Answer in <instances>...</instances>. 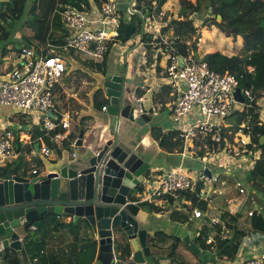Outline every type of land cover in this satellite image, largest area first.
<instances>
[{"label": "built area", "instance_id": "1", "mask_svg": "<svg viewBox=\"0 0 264 264\" xmlns=\"http://www.w3.org/2000/svg\"><path fill=\"white\" fill-rule=\"evenodd\" d=\"M133 2L134 0L125 10H121L117 0H106L99 8L95 7L93 0H88V8L83 4L81 8L67 5L59 11L60 21L68 32L63 48H72L79 59L94 62L104 58L109 45L121 41L118 38L124 18L126 21L134 14L144 18L143 35L141 36L140 29H136L131 35L137 37L135 42L144 46L136 69L139 78L137 87L145 89L146 92L153 90L160 95L166 90V93L174 97L159 103V106H167L170 112L172 126L168 133H174L173 139L178 141L174 151L181 159L194 158L200 162L201 167L194 173L186 172L182 163L148 170L133 193V202L168 200L170 204L174 203L178 207L184 201V204L191 206L194 217H202V211L192 206L193 198L211 202L213 185L219 183L224 186L226 180L222 178V173L235 170L241 171L244 180L243 183H234L238 202L243 198L247 199L250 191L248 179L245 177L250 178L254 172L255 161L261 159L264 147L252 142V126L247 121L239 123L235 130L231 117L237 112L254 108L260 117L258 124L264 125V91L255 92L250 87L240 88L244 101L239 102L234 96L236 87H239L234 74L212 70L202 59L203 56H199L200 59L194 58V51L185 56L177 52L173 31L167 32L172 19L162 11V6L158 9L157 0H151L150 6L140 1L137 8H134ZM212 16L210 7L203 19H198L195 13L189 16L196 28L194 34L198 41H202V37L196 24L201 26L204 20ZM146 27L156 33L152 38L149 32L145 34ZM162 29L165 32L157 35ZM144 34L149 40L143 39ZM170 35L173 36L172 39L168 37ZM158 38L163 50L168 51L164 60L163 51L157 46ZM147 46L153 52L151 62L147 60ZM126 55L127 53L124 61ZM179 58H182V65L179 64ZM8 61L0 70V105L11 107L15 114L31 116L37 129L43 132L38 136L43 143L37 145V153L48 155L51 152L45 138L62 148L63 141L70 135L71 114L68 110L53 112L56 107L53 91L66 72L63 56L49 43H35L33 46L21 45L19 50L13 51ZM245 70L247 74H255V67L251 64L246 65ZM125 73L130 78L127 70ZM151 82L154 85L151 86ZM101 111H106V105L101 107ZM149 111L151 109L144 111L138 105L133 116L143 112L148 114ZM48 112H52L57 118H51L47 115ZM32 129L33 125L28 127V130ZM31 140L30 132H21L15 139L14 131L4 127L0 136V169L5 161L16 156L20 145L29 144ZM31 153L36 155V149L32 148ZM206 170L210 171L209 175ZM32 172L37 174L36 170ZM160 210L162 208L158 211ZM250 215L252 210L247 212V217ZM209 223L220 226L223 237L228 234V227L219 215L211 216ZM242 225H248L246 219L242 221ZM30 228L35 229V226L31 225ZM213 241L214 235H209L206 239L207 243ZM113 260L114 264L118 261L115 253ZM237 264L263 262L261 258L251 256Z\"/></svg>", "mask_w": 264, "mask_h": 264}, {"label": "trees", "instance_id": "2", "mask_svg": "<svg viewBox=\"0 0 264 264\" xmlns=\"http://www.w3.org/2000/svg\"><path fill=\"white\" fill-rule=\"evenodd\" d=\"M106 0H93L95 7L99 8ZM140 1V0H139ZM144 4L150 6L151 0H141ZM166 0H157L158 9L164 4ZM26 0H2L0 1V14H7L5 5L12 4V9H9L10 16L14 19L18 18ZM82 4L88 8V0H35V6L32 9V17L26 21V24L32 29L31 40L37 44L45 45L49 43L56 51L63 57L67 54L69 57L79 58L72 48L65 50L63 48L66 43L68 35L67 30L63 27L59 11L67 5L82 7ZM211 8L213 16L211 17V25H215L226 36H241L242 47L237 54L226 55L220 51H211L203 55L202 59L207 62L209 67L216 72L224 73L228 72L234 74L238 79L239 88L250 87L255 92L264 91V28L260 26L261 21L264 19V0H179L178 18L171 22L170 29L173 31L175 37V45L177 52L181 55H187L191 50H195L196 40H193L195 36L196 28L193 25V20L189 16L193 13L197 15L198 19H203L208 12V8ZM221 15V20H217V15ZM138 15V14H137ZM137 17L135 24L136 29L141 28V19L134 14L132 21ZM120 25V34L118 39H122L125 34V18ZM205 21V20H204ZM1 30V25H0ZM167 30V29H166ZM4 33V36L7 34ZM24 39V38H23ZM143 39L149 40L144 34ZM109 45L104 58L101 61L94 62L91 60H84L88 66L94 67L97 71L106 73L105 61L109 55L110 48L113 44ZM16 50H19V46H16ZM7 52L5 47L2 48L1 56H4ZM152 49L147 46L146 54L147 60L150 61L152 57ZM251 64L255 67V74L250 75L246 73L245 66ZM105 70V71H104ZM100 95V96H99ZM53 100L55 98L53 96ZM93 105L101 109L102 106L107 105V98L102 94V90L98 89L95 92V98ZM258 112L254 111V108H249L247 111L237 112L232 115L231 119L234 122V129L238 128V124L242 121H247L251 126V139L259 147L260 138L264 136V125L258 124L259 121ZM34 127L32 130H26L30 132L31 139L34 140L43 133L41 130ZM25 129L14 131L15 139L18 138L21 132ZM155 130V129H154ZM76 132L70 133L69 137L63 141V147L69 145L70 140H74ZM174 133L168 135L158 134V139L161 147L167 151H174L175 146L178 145V141L173 139ZM45 142L51 147L54 143L48 138L44 139ZM32 142V141H31ZM37 142H32L30 148H35ZM23 164V165H21ZM28 161L22 162L19 160V164L16 169L19 170L22 166H27ZM12 166L11 163L6 164L0 169V177L4 176ZM26 173V170L23 172ZM255 171L252 173L251 185L255 189L264 193V187H261L255 176ZM251 181V180H250ZM254 197V196H253ZM251 199L248 197L246 203L242 208L234 215L226 212L224 206L226 205L222 196L217 197V202L220 206L221 219L226 223L228 227V234L223 237L221 234V228L217 225H209L203 232H200L197 236L200 239L198 249H191V252L196 256L197 264H207L210 260H214V257L226 258L234 260L240 250L242 241L251 234H264V204H258L256 198ZM195 200V198H193ZM224 201V203L222 202ZM154 211H158V206L151 205ZM252 210V215L247 217V212ZM49 217V218H48ZM48 218V219H46ZM246 219L248 225L243 226L242 221ZM33 223H28L25 228V234L22 238L23 248L22 252L18 253L13 250H7L2 253L0 264H27L24 257L25 254H29L30 260L34 264H93L97 256L98 242L94 235L93 227L85 220L82 219L77 223L73 221L64 222L58 219V216L53 214H46L40 218V225L35 229H30ZM212 228L216 229L214 235V241L211 243L206 242V237ZM69 232L70 247L63 251V255L57 258L52 252L46 253L48 245L47 239L49 236H59L60 232ZM156 238L153 240V246H157V239H161L166 236L163 231L155 233ZM178 239L175 238L174 241ZM176 242L170 246L169 259L173 264L176 260L174 248ZM45 248V249H44ZM115 252L117 257L116 264H122L129 260L131 255V248L129 242L123 238L122 241L115 242ZM208 250L211 255L207 253L206 256H201V252ZM214 257H211L213 256Z\"/></svg>", "mask_w": 264, "mask_h": 264}, {"label": "crops", "instance_id": "3", "mask_svg": "<svg viewBox=\"0 0 264 264\" xmlns=\"http://www.w3.org/2000/svg\"><path fill=\"white\" fill-rule=\"evenodd\" d=\"M175 1H178L179 5V0H166L162 5V10H167L169 17L176 16L177 18V9L175 7H170L171 5H175L174 3H172ZM119 7L121 10H125L126 8H122L120 4ZM8 11L9 10H7L6 13ZM199 31H201V28L199 29ZM167 32L172 33V29L168 30ZM6 34L7 35L4 36V33H0V39L4 40L5 38L9 37V33ZM237 38H240V36H237ZM12 41L13 40H11V42ZM120 42L114 44V47L120 49L121 45L126 43ZM237 43H239L238 48H241L242 40L240 42L237 41ZM2 48L0 49L1 52ZM5 48L7 49V52L4 56H1L0 52V70L4 65L8 64V60L11 59V55L14 51L12 48L16 49V46L12 43L6 45ZM121 49L122 51H124V49L126 50L124 51L123 56L125 57V54L127 53V60L125 61L126 70L128 73L127 75L131 78V82L126 85L125 91L128 92L126 93V100L127 102L134 104L136 108L138 107V105H140L144 111L151 109V111H149L148 113V115L150 116L149 122L140 126L136 123H130L126 120L124 121V125L121 129H119L118 126L115 127V117L106 114V111L104 112L101 111V109L93 107L94 97L92 96V92L88 90V86H90L89 84H92V82L88 80L89 84L88 81H86V84L83 83V85H79L75 80V73L78 72L79 69L74 67L70 69L66 67V72L64 73L59 83H57L53 91V96L55 98L54 102L56 105V107L53 109V112L55 113L63 110H68L70 112L71 125L69 127V131L70 133H77L74 140H70L69 145L66 146V148L63 147V143L62 148L58 144H54L53 147L51 146V152L48 155H43L41 153H37V145H41L43 141L36 138L34 140H31L32 142H37L35 147L36 155H33L31 153L32 148H30V146L32 145V142L23 146L20 145L17 148L16 156L11 160L5 161L3 163V166L11 163L12 166L9 170H13L16 174L28 175L30 177L47 173L49 171H56L60 165L67 164L73 158L75 159L76 157H79L80 154L84 153L88 149H100L103 143L113 136L114 130L116 129L121 141L135 150L138 154H141L147 161L151 162V167L149 170L157 168H168L182 163L186 172H197V170L201 167L200 162L197 159H181L180 155L176 151H167L160 146L158 139H156V135H158L159 133L168 135V132L172 126L170 112L167 106H159V103L167 102L166 99L170 100L174 97L166 93V90H164L163 94L160 95L153 90L146 92L145 89L137 87L139 78L136 69L139 65L140 52L144 49V46L141 45V43L137 42L131 48L126 49V47H122ZM128 51L131 52L128 53ZM74 59L77 58L68 56L65 57L67 64H69L71 61L75 62ZM77 60L81 59L78 58ZM81 61L83 62V60ZM107 75H110V73H108ZM104 77L105 76L100 79L101 86L99 89L102 90V94L105 97L102 87V81ZM152 82L150 84L151 86L154 85ZM138 102L141 103L138 104ZM96 113H98L99 115L96 116ZM120 121L121 120H119V123ZM31 125H33V128L36 127V124L34 121H32L30 115L15 114L14 110L11 107L0 105V136L2 134L3 128L6 126L11 128L13 131H18L20 129H25L24 131H26L28 127H31ZM80 130H83L84 134L81 139V145L77 146L75 145L76 138ZM73 153H75L76 156L73 157ZM19 160H21L22 162L28 161V165L22 166L19 170H17L16 167L19 164ZM256 169L257 166L254 170L255 173ZM24 170H26L25 174L23 173ZM33 170H36L37 174H34L32 172ZM240 172L241 171L239 170H235L231 171L230 173L226 172L224 175L233 176L235 173L237 174ZM245 178L248 179L247 183L250 185L252 183V178H248L247 176ZM255 179L256 181L264 180V178L258 176H256ZM218 184L213 185L210 197L211 202H206L203 208L199 206L200 201L203 200L192 201V206H195L202 211V217H194L191 206L184 204V201H182V203L178 207H176L174 203L170 204V201L168 200L152 201L141 207L143 211L148 213V219L146 220L144 227L149 233V244L151 246V249L153 250V253L155 254L157 264H172L169 259V253L171 251L170 246L174 242H176V246L174 248L176 260H174L173 264H195L198 260L196 256H194L191 252V249H198L201 240H196L198 238L197 236L200 232H203L207 227H209V225H211V223H209V218L211 216L221 213L219 204L218 206L214 205L212 203V200L215 202L218 195H221L226 203V212L234 215L242 208L247 199H249L243 198L241 202H238L237 190L235 189L234 184L232 187L229 186L226 189L222 188L226 184L224 186L219 184L222 189H218ZM225 193L230 194V197H226ZM248 197H251V199L253 197L254 199L255 195L252 192V194H250V196ZM151 205H158V207L162 208V210L154 211ZM58 219H61L64 222L72 221L71 216L63 214L58 216ZM25 230L26 228L24 225L19 228L21 242L25 234ZM158 231H163L166 236L161 239L158 238L157 246H153V240L156 238L155 233ZM215 232L216 229L212 228L208 236L215 235ZM94 235L97 238L96 232H94ZM69 236L70 233L68 231L60 234V237H56L54 235L49 236V238L47 239L48 245L46 248V253L50 254V252L55 248H57V251H60L62 248H64L63 251L65 250V248L67 250L68 245L70 244L68 241H71L69 240ZM175 238H177L178 240L174 241ZM115 242L116 241H114V246ZM113 250L116 256L114 247ZM2 253H0V262ZM207 253L211 255V252L208 250L202 251L201 255L206 256L208 255ZM251 256L261 258L264 264V234H251L247 236L246 239L242 241L240 250L234 260L219 258L216 256L214 257L213 255L211 257H214V260H210L207 264H237L239 261ZM25 257H28L27 261L29 260L30 264H34L30 260L29 254L26 253ZM93 264L101 263L97 259H95Z\"/></svg>", "mask_w": 264, "mask_h": 264}, {"label": "water", "instance_id": "4", "mask_svg": "<svg viewBox=\"0 0 264 264\" xmlns=\"http://www.w3.org/2000/svg\"><path fill=\"white\" fill-rule=\"evenodd\" d=\"M140 34L143 35L144 18ZM218 21L221 15H217ZM260 26L264 28V19ZM136 32L130 15L125 21L122 43ZM179 64H183L179 58ZM131 82L126 73H113L104 77L102 87L107 98L106 112L137 125L150 121L147 113L134 117L136 106L127 102L126 84ZM235 98L243 102L240 88L236 87ZM53 119L57 116L47 113ZM84 134L80 130L76 138L81 145ZM264 144V136L260 145ZM151 162L119 139L115 129L98 150L88 149L74 160L62 164L56 171L34 177L16 174L13 170L0 177V253L7 250L22 252L19 228L28 223L39 226L46 214L69 215L73 223L85 219L97 234V256L101 264H114V241L125 238L131 255L126 264H157L149 244L148 231L144 227L148 213L141 209L147 200L133 202V193L150 169ZM209 175L210 171L206 170Z\"/></svg>", "mask_w": 264, "mask_h": 264}, {"label": "rangeland", "instance_id": "5", "mask_svg": "<svg viewBox=\"0 0 264 264\" xmlns=\"http://www.w3.org/2000/svg\"><path fill=\"white\" fill-rule=\"evenodd\" d=\"M117 1L122 8H125L126 6H129V4L131 3L132 0H117ZM140 1L134 0V2L132 3V4H134V8L138 7V5L140 4ZM172 3H174L175 5L174 6L171 5L170 7L171 8L175 7L177 9V13H178V9H179L178 1H175ZM34 6H35V0H27L25 3V6L23 7V9L19 15V17L16 19H14L10 16L11 14L9 11L7 12L5 20L3 19L4 18L3 15L0 14V24H1L0 33L2 31H4L5 33H9V37L5 38L4 40L0 39V47L1 48L5 47L6 45L12 44V43L15 46H19V47L21 45H29V46L35 45V42H33L31 40L32 29L30 28V26H28L26 24V21L28 19H31V17H32V9ZM9 9H12V4L5 5L4 10L7 11ZM161 9H163V6ZM162 11L166 14V16L169 19H172V21L177 20L176 16L169 17L167 10H162ZM136 16H138V15L136 14ZM210 20H212L211 17L206 19L202 23L201 26L196 24L197 28H199V29L201 28V31H199V35H201L202 41H198L195 38V36H193V40L194 39L196 40V44H195L196 49L194 50V53H195L194 58L200 59L199 56H201V55L203 56L205 53L211 52V51H220L226 55H234V54L238 53L240 48H238L239 43H237V41L240 42L242 40V37L240 36V38H237V36H232V35L226 36L215 25H213V24L211 25ZM217 20H218V18H217ZM136 22H137V17H135L133 20L134 24H136ZM203 26H206V27H203ZM145 32H146L145 34H147L149 32L151 38L154 36V34H156L153 32V29L149 30V28H147V27L145 29ZM164 32H165V29H162L160 31V33L157 35H161V33H164ZM147 37L148 36L146 35V38ZM168 37L171 39L173 38L172 35H170ZM11 40H13V41L11 42ZM136 40H137V37H135V36L130 37V39L125 44L121 45V48L126 47V49H127V48L133 47L135 45V43H137V42H135ZM156 42H157V46L159 47L160 51H163L162 60H164L165 54L168 51L163 50V46H162L160 38H158L156 40ZM121 48L118 49L117 47H114V45L112 46L110 54L105 61L106 74L103 72L97 71L94 67L93 68L89 67L87 64H84L81 60L74 59L75 62L71 61L69 64H67V62L65 60V57L68 56L67 54H65L64 55L65 57H63V58L65 60L66 67H68L70 69H72L73 67L79 69V71L75 73V76H76L75 80L78 82L79 85H83V83L86 84V81H88V80L90 82H92V84H89V81H88V84L90 85V86H88V90H90V92H92V94H93L92 96L95 98V92L100 88V86H101L100 85V79L103 78V76H107L108 73H110V74L111 73L112 74L113 73H119L122 75L124 74V72L126 70V63L124 61L125 59H124L123 53L126 50L124 49V51H122ZM12 49L16 50L15 48H12ZM191 51H193V50H191ZM0 52H1V50H0ZM130 52L131 51H128V53H130ZM126 60H127V57H126ZM151 61H152V57H151V60L149 62H151ZM126 93H128V92L127 91L125 92V96L127 95ZM131 96H132V93H131ZM93 107H95V106H93ZM90 108H92V107H90ZM98 115L99 114L96 113V116H98ZM120 120L121 121L118 124L116 123V120H115V127L118 126L119 129L122 128V126L124 125V121H126V119L121 118ZM127 121L132 123L129 120H127ZM72 160H74V158ZM255 163L257 166L255 176L264 178V153L261 156V159H256ZM222 177L226 180V185L224 187H222L223 189H226L229 186L232 187L236 181H239L242 183L244 182L241 173H237V174L235 173L233 176H226V175L222 174ZM257 181H258L257 183L261 187H264L263 186L264 180H257ZM222 188L218 184V189H222ZM248 191H250L249 192L250 194H252V192L254 193L258 204H264V193L259 192L251 184L248 186ZM219 196H221V195H219ZM225 196L230 197V194L225 193ZM206 202L207 201L203 200V201H200V203L199 202L198 203H199V206L203 208ZM222 202L224 203V201H222ZM212 203L214 205L218 206V202L216 200H215V202L212 200ZM223 209L226 210L227 208L224 206ZM220 214L221 213H219L218 215L220 216ZM58 232L62 233L61 231H58ZM63 249L64 248H62L60 251H57V248H55L51 252H53L54 255H57V257L60 258L63 255ZM27 259H28V257H25L27 264H30V261L29 260L27 261ZM197 263H198V261H196L195 264H197Z\"/></svg>", "mask_w": 264, "mask_h": 264}]
</instances>
